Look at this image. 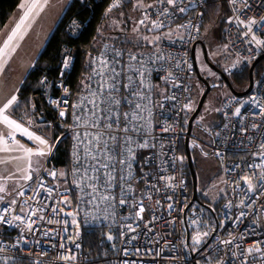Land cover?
I'll use <instances>...</instances> for the list:
<instances>
[{
    "label": "built area",
    "instance_id": "built-area-1",
    "mask_svg": "<svg viewBox=\"0 0 264 264\" xmlns=\"http://www.w3.org/2000/svg\"><path fill=\"white\" fill-rule=\"evenodd\" d=\"M143 2L140 24L163 36L159 44L99 47L90 59L89 85L78 95L64 79L74 64L67 56L48 99L55 115L49 134L11 127L30 144L31 158L42 161L30 164L13 194L0 197V264H93L82 251L83 230L99 226L116 237L103 264H264V66L248 94L224 100L214 139L205 144L227 187L221 218L207 219L209 210L197 203L189 208L193 189L180 154L182 141L196 140L183 122L194 103L192 49L206 0ZM227 4L226 44L252 64L264 56V0ZM95 134L102 136L99 147ZM64 140L69 169L52 164ZM6 143L15 144V137Z\"/></svg>",
    "mask_w": 264,
    "mask_h": 264
},
{
    "label": "trees",
    "instance_id": "trees-1",
    "mask_svg": "<svg viewBox=\"0 0 264 264\" xmlns=\"http://www.w3.org/2000/svg\"><path fill=\"white\" fill-rule=\"evenodd\" d=\"M20 1L0 0V32ZM136 2L138 1L121 2L118 4L114 0H100L98 2L96 0L70 1L62 18L23 81L17 94V102L11 110L12 117L22 125L34 129V131L36 130L35 132H41L45 135L49 134L47 124L55 119V115L48 105V99L56 92L54 83L59 78L62 63L67 56L74 58V64L71 72L66 74L64 79L74 95H78L89 85L90 59L94 51L96 52L99 47H107L109 44L121 45L127 49L137 48L144 45L145 33H157L142 27L139 21L141 9L138 11L134 8ZM229 15L230 11L227 0H206L203 21L198 31V39L208 42L213 32H217L214 38L219 43L227 46L225 31L227 26L226 20ZM120 26L125 29V34H128L125 38H122L123 34L119 32ZM110 31L112 33L115 31L114 33H118V36L109 37L112 34H109ZM127 36L130 38H127ZM228 49L230 50L229 47ZM250 66L251 64L245 66L240 71H233L231 73L234 88H241V91L248 88ZM263 66L264 61L255 68L254 76L262 73ZM201 75L204 77L203 72H201ZM44 77L48 80L47 84L42 83ZM194 79L200 82L204 90V85L196 74ZM192 95L195 98L194 90L192 91ZM33 104L36 106V109L32 111L30 105ZM196 108L197 106L195 108L191 106L185 112L184 131H187L189 119ZM219 119L221 122L220 114ZM29 120H31L30 123H28ZM184 150L185 146L182 141L180 147L181 157L183 155L184 158V163L181 161L182 170L189 180L190 187L193 189ZM52 164L60 169H69V145L66 140L57 147ZM198 196H201L202 202H206L209 205L210 200H207L201 192H199ZM226 199L227 192L221 198V203L212 208V212L206 213V218L210 219L213 217L215 220H219ZM104 227L93 228L91 232H88L87 229L83 230L84 244L82 251L87 253L89 262L93 264H103L101 262H103L104 258L113 255L109 245L114 243L116 237Z\"/></svg>",
    "mask_w": 264,
    "mask_h": 264
},
{
    "label": "rangeland",
    "instance_id": "rangeland-1",
    "mask_svg": "<svg viewBox=\"0 0 264 264\" xmlns=\"http://www.w3.org/2000/svg\"><path fill=\"white\" fill-rule=\"evenodd\" d=\"M68 3V0H21L0 32V197L13 194L24 183L30 164L35 168L42 161L37 156L31 158L28 153L30 144L22 136L16 134L11 128H14V126L10 125L9 127V124L4 122L3 116L6 115L10 120L26 129L27 126L16 121L11 114L12 107L17 102L16 94L62 18ZM143 6L144 2L139 0L135 3L134 8L140 11ZM22 19L23 23H20ZM18 24H20L19 28H17ZM14 31L15 35L13 36ZM114 32L110 31L109 34H112L109 37H117L118 33ZM119 32L123 34L122 38L128 35L125 34V29L122 26H120ZM215 35H217V32H213L209 40L210 45L213 47L211 58L214 65L226 77L232 78L231 73L233 71H240L251 63L236 56L225 44L219 43L214 38ZM10 36L11 39H9ZM144 36V43H150L151 45L159 44L163 38L158 33H145ZM127 38L130 37L127 36ZM258 77L259 75L255 78ZM192 84L195 97L192 108H195L198 106L204 90L198 80H192ZM236 89L240 90L241 88L236 87ZM232 94L233 92L231 93L228 90L216 89L208 96L202 112L211 125L216 124L224 100ZM13 97H15V101L10 106L5 107L9 105V101ZM30 108L33 111L36 106L33 104L30 105ZM30 122L31 120L28 121V123ZM27 129L34 131V129L28 127ZM20 130L25 132L21 128ZM38 133L41 134V132ZM194 135L203 141L205 152L204 154L201 151L198 153L199 173L196 174L197 180L202 177V179L208 180L207 183L209 184L203 181V183L198 184V189L207 200H210L208 206L212 209L218 203H221V198L225 196L227 191L226 182L219 160L205 146V144L211 143V139L205 136L202 137V133L199 131H194ZM8 137H15L16 143L8 145L5 142ZM184 153L188 167L186 150H184ZM183 159L182 155L181 161Z\"/></svg>",
    "mask_w": 264,
    "mask_h": 264
},
{
    "label": "flooded vegetation",
    "instance_id": "flooded-vegetation-1",
    "mask_svg": "<svg viewBox=\"0 0 264 264\" xmlns=\"http://www.w3.org/2000/svg\"><path fill=\"white\" fill-rule=\"evenodd\" d=\"M199 41L204 43V45L207 49V53H208V61H207L202 45L197 44V46H196V60H197V65H198L200 71L204 73L203 78L206 81H208L209 84L222 83L223 87L219 88L221 90H228L231 93H232V89L234 91H237V92L241 91V90H237L236 88H234V85L232 84L233 83L232 79L229 76H228V79H229L231 86L226 84L224 82V80L222 79L221 75L213 68L214 62L211 58V54L213 52V47L210 45L211 43L210 42H204L202 39H197L196 42H199ZM202 84L204 85V92H205V84L203 82H202ZM213 91H211V92H213ZM210 94L208 96H210ZM232 95H234V94H232ZM200 99H201V97H200ZM204 107H205V105L203 106V108ZM203 108H202V110H203ZM202 110L194 122V128H193V132L191 135L196 140L194 142H189L191 153H192L193 167L195 170V174L199 173V170H198V156L199 155H198V153L201 151V153L204 154L205 152L203 149V141L199 137L194 135V131L201 132L202 137H204V136L208 137L209 139H211V142H212L214 139L216 127L220 123V119L218 118L216 124L211 125V123H209L207 121V118H206L205 114L202 112ZM184 146H185V143H184ZM203 181H204V183L208 182V180L202 179V177H201L200 180H198V182H199L198 184L203 183ZM199 192H200V190H199ZM199 201H200V204L208 205L206 202H202L201 196L199 197Z\"/></svg>",
    "mask_w": 264,
    "mask_h": 264
},
{
    "label": "water",
    "instance_id": "water-1",
    "mask_svg": "<svg viewBox=\"0 0 264 264\" xmlns=\"http://www.w3.org/2000/svg\"><path fill=\"white\" fill-rule=\"evenodd\" d=\"M197 44H201L202 45L203 51H204V54H205V57H206L207 61H208V53H207V49H206L204 43L201 42V41L196 42L195 45L193 46L192 54H193V58H194L195 63H196V75H197L198 79L205 84V92L201 96L200 102H199L195 112L192 114L191 118L189 119L188 128H187V135L188 136L192 135L193 128H194V122H195L197 116L200 114V112H201V110H202V108H203V106H204V104L206 102V99H207L208 95L211 93V91L223 87L222 83L209 84L208 81H206L202 77L201 71H200V69H199V67L197 65V60H196V46H197ZM263 59H264V56H261V57L256 59L251 64L250 71H249L250 81H249V85H248L247 90H245L244 92H237V91H234L232 89V92H233L234 95L243 96V95L248 94L251 91V89L253 87V84H254V80H255V78H254V70L260 64V62ZM213 68L221 75V77L224 80V82L226 84L230 85L228 77H226V75L224 73H222L215 65L213 66ZM185 150H186V156H187V161H188V168L190 170V176H191L192 185H193V200H192L189 208L192 207L195 203H197L201 207H203V208L209 210L210 212H212V209L208 205L200 204V201H199L198 180H197V176L195 174V170H194V167H193V159H192V153H191V149H190V145H189V138L188 137L185 139Z\"/></svg>",
    "mask_w": 264,
    "mask_h": 264
},
{
    "label": "snow or ice",
    "instance_id": "snow-or-ice-1",
    "mask_svg": "<svg viewBox=\"0 0 264 264\" xmlns=\"http://www.w3.org/2000/svg\"><path fill=\"white\" fill-rule=\"evenodd\" d=\"M162 2H163V0H162ZM166 2H167L168 4L175 5V0H166ZM22 7H23V5H22ZM180 11H184V9H183V8H180ZM253 22H255V21H253ZM20 23H23V19L21 20ZM141 23H143V21H141ZM19 27H20V24L17 25V28H19ZM12 35H13V36L15 35V31L13 32ZM11 38H12V37L10 36L9 39H11ZM157 39H159V37H157ZM253 39L255 40V37H253ZM258 43H260V42L258 41ZM111 87L114 88L115 85H112ZM103 91H104V88L102 87V88H101V93H103ZM14 101H15V97H13V99H12L11 101H9V105H6L5 107L10 106ZM110 102L118 103V101H110ZM93 103H94V106H95V107H97V108L99 107V105H98L95 101H94ZM101 103H104V101H101ZM135 107H136V108H139L140 105H139V104H136ZM101 111H104V110L101 109ZM237 113H239V109H237ZM60 115H61V116H64L65 113H64V112H60ZM93 115H95V112H93ZM121 115H123V116L125 117L126 120H127L128 117H129V113H121ZM109 119H112V117L109 116ZM3 120H4L5 123H7V124H9V125H12V126H14V127H16V128H20V125H19V124H16L15 121L10 120L6 115L3 116ZM113 122H114V123H118V122H119V116L115 117V119L113 120ZM92 127H97V128H98L99 125L93 123ZM106 128H108L109 130H111L112 125H111V124H107V125H106ZM122 131H123L124 133H127V132L129 131V129H128V127H124V128L122 129ZM25 132H26V130H25ZM26 134H28V135L31 136L30 133H27V132H26ZM85 135L87 136L88 133H85ZM36 139L39 140L38 137H36ZM92 139H93L94 141L97 142V147H99V146H100V143H101V141H102V136L99 135V134H95V135H93ZM110 139L115 140L116 137H115V136H110ZM40 143H41V144H46V141L40 140ZM103 146H104L105 148H107V142H106V141L103 142ZM5 150H7V149H5ZM29 151H30V150H29ZM40 154L42 155L43 153L41 152ZM100 155H104V153H103V152H100ZM93 160H96V157H95V156H93ZM121 162L123 163V161H121ZM77 163H79V158H77ZM100 167L106 168V167H108V165H107V164H102V165H100ZM85 175H86V173H85ZM97 178H98V177H93V179H97ZM249 183H250V181H249ZM93 190L95 191V189H93ZM0 220H3V217H0Z\"/></svg>",
    "mask_w": 264,
    "mask_h": 264
},
{
    "label": "crops",
    "instance_id": "crops-1",
    "mask_svg": "<svg viewBox=\"0 0 264 264\" xmlns=\"http://www.w3.org/2000/svg\"><path fill=\"white\" fill-rule=\"evenodd\" d=\"M70 1H72V0H68V2H70ZM21 87V86H20ZM20 89V88H19ZM19 91V90H18ZM18 91H17V94H18ZM17 94H16V96H17ZM8 127V126H7ZM5 142H6V140H5ZM14 145V144H13Z\"/></svg>",
    "mask_w": 264,
    "mask_h": 264
}]
</instances>
